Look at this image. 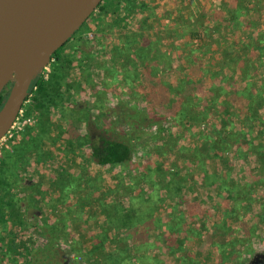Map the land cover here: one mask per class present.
<instances>
[{"label":"trees","instance_id":"1","mask_svg":"<svg viewBox=\"0 0 264 264\" xmlns=\"http://www.w3.org/2000/svg\"><path fill=\"white\" fill-rule=\"evenodd\" d=\"M243 2L244 0H237L234 9L230 8L226 11L220 9L219 16L225 18V22L232 21L244 8ZM101 3L98 7L102 12L117 11V6V8L115 6L107 8L101 6ZM197 11L199 9L191 11L189 20L194 17L199 21L201 16H205L202 14L198 17ZM223 12H225L224 17ZM125 17L116 18L109 24L111 26L120 25ZM184 31L186 32V29ZM124 32L122 42L114 51L126 56L123 67L127 66L126 62L129 61L131 52H133L134 59L136 57V61L143 66L142 80H145L144 83L151 90L149 92L141 86L142 95L146 99L149 98L146 101L149 108L146 111L149 114L145 110L139 111L135 108V114L127 116L124 123L120 122L119 125L117 124L120 117L117 114H114L117 118L114 123L108 121L107 124L103 120V123L99 125L93 119V123H86L85 132L81 131L83 121L81 117L78 118L80 121L75 119L76 124L73 123L72 116L68 118L73 110L78 112L79 108L72 109L67 106L64 103L66 96L74 88L81 89V83L66 81L74 59L70 55H63L61 50L74 37V33L66 44L52 54L51 57L54 60L51 63L48 79L45 80L38 75L31 83L29 88L31 95L29 103L25 106V115L36 117L35 126H27L23 131L21 142L2 152L0 223H4L6 217H9L16 230L23 226L24 221L20 218L22 201L17 187L18 182L10 178L13 170L16 169L20 154L24 151L37 150L40 155L38 144L43 136L48 137L51 107H57L62 115L67 116L64 122L67 126H63V129L59 126L56 137L59 136L70 148L65 150L66 155L73 154L77 148L87 146L90 159L98 166L110 168L120 166L126 169L130 174L128 180L132 181L127 190L136 189L126 201L115 200L110 204L100 202L104 214L101 230L90 244V248L86 250L82 244L73 239L70 248L73 256L72 264H203L196 260V255L204 252L211 254L210 260L204 264H248L251 256L257 253L254 246L257 244L263 248L262 244H264V234L261 230L259 231V226H264V188L261 191L257 190L259 183L264 186V122L260 115L264 108V81L257 88H249L252 85L250 79L255 74L252 65L254 57H256L255 62L264 61V33H259V38L250 40L249 43L238 42V47L239 44L242 46L239 49L245 55L231 58L237 63L242 78L249 79L245 89L236 90L230 76L220 77L232 50L238 48H234L236 43L232 42L225 47L215 41L213 45L221 53V58H225L217 63L219 69L215 71L205 69L203 57L194 59L188 57V63L193 65L190 69L191 75L186 74L181 78L176 92L170 97L171 99H166L164 102L162 92L159 91V73L166 55L161 54L156 43L147 39H142V42L133 48L138 33L131 30ZM201 46L203 54L210 52L211 43ZM253 49L258 52L257 56H251ZM80 62L79 65H81ZM132 62L134 63L133 59ZM250 67L253 68L252 73L249 71ZM126 70L129 72L128 69ZM89 78L90 73L87 70L84 79L91 84ZM208 84L209 87L206 89L205 86ZM91 88H94L92 84ZM218 91L219 93L216 94ZM4 98L3 90L0 93V106ZM237 100H240V105L244 103L243 105L246 106L247 114L242 117L239 116L240 110H236L241 108L236 105ZM233 114H236L242 126L239 129L235 128L237 130L233 129L235 124L231 117ZM137 117L140 118L139 122L149 121L147 124L149 126L162 123L163 118H171L177 127L185 131L195 125L200 127L208 121L210 123L213 120L220 122L219 126L212 124L213 128L208 134L202 132L201 144L188 157L190 162L200 164L202 173L204 187L195 199H190L183 193V184L178 183L172 171L163 169L162 161L158 158L154 161V166L150 165L152 158H149L136 168L132 140L116 131L110 136L105 135L104 132L116 130V127L119 129L125 126L135 128L139 122L136 124L130 120L131 118L137 119ZM83 119L87 122L88 118L84 115ZM161 129L159 127L158 131ZM168 140H173L172 135H169ZM254 155L262 162L260 164L263 167L262 175L253 176L250 181H237L232 175L233 159L240 160ZM205 160L213 162L218 160L224 165L209 172ZM120 175L118 174L117 178ZM87 179L89 178L80 177L79 184H83V189L85 187L94 189V183ZM120 181L122 180L118 182ZM58 183L60 193L56 204L61 205V202L65 200L62 196L63 189L65 190L70 184L73 187L76 182L62 179ZM82 188L80 187L81 191ZM162 190L165 192V197L161 195ZM259 191L261 193H258ZM167 198L171 199L169 204H165ZM210 202V206L207 207ZM255 203H257V209L253 211ZM161 206L164 209L160 211ZM214 207L219 209V214L215 221L209 223L207 221L213 216L212 208ZM6 209H8L7 213H5ZM35 209L37 208L34 204L25 206V211L30 212ZM69 209L68 205L64 218L70 217ZM246 216L248 217L245 218ZM46 228L48 226H44V229ZM109 228H112L115 233L111 235L108 232ZM155 231L157 233H154ZM52 236L51 240L54 236L59 239L69 235L65 234L63 228H58ZM192 242L194 243L193 248L191 247ZM52 245L54 247L53 243L49 247L51 254H58V247L53 249ZM31 257H34V253H31ZM23 264H34V262L29 260ZM256 264H264V262Z\"/></svg>","mask_w":264,"mask_h":264},{"label":"rangeland","instance_id":"2","mask_svg":"<svg viewBox=\"0 0 264 264\" xmlns=\"http://www.w3.org/2000/svg\"><path fill=\"white\" fill-rule=\"evenodd\" d=\"M235 4H237V0H103L101 6L107 8L117 6V11L102 12L97 7L61 50L63 55H70L74 59L66 81L81 83V89L74 88L66 96L64 103L67 106L72 109L79 108L78 112L73 110L68 118L72 116V121L76 124L75 119L81 117L83 120L81 131L85 132L86 123H93V119L99 125L103 123V120L106 123L108 121L114 123L117 120L114 114H117L120 117L117 124L119 125L120 122L124 123L127 116L135 114V108H138L139 111L149 110L146 104L149 98L146 99L142 95L141 89L143 86L151 92L144 83L145 80H142L144 77L142 74L143 66L136 61V57L134 59L133 52H131L129 61L126 62L127 66L123 67L126 56L114 51L122 42L125 36L124 31L131 30L138 33L133 48L137 47L142 39H147L156 43L161 54L166 55L159 73V91L162 92L164 102L166 99H171L170 97L176 92L179 80L186 74L191 75L190 69L193 65L188 63L189 58L203 57L205 69L218 70L217 63L220 59L225 58H221V53L213 45L215 41L225 47L235 42V48L238 47V42L242 41L241 44L243 42L249 43L250 40L259 38V33H264V0H244V8H242L241 13L238 12V16L232 21L225 22V18L219 16V10L234 9ZM197 9H199L197 11L198 17L202 14L205 16H201L199 21L194 17L189 20L191 11ZM224 15L225 12H223V17ZM121 17L125 18L120 25L111 26L109 24L114 19ZM207 43H211L210 52L203 54L201 45ZM241 47L239 44L237 49L232 50L230 58L227 59L228 63L223 66L220 73V77H231L236 90L245 89L244 87L249 83L248 78H242L237 63L231 60L233 56L245 55L239 49ZM257 53L253 49L251 56H257ZM255 59L256 57L252 61L255 74L250 79L252 85L249 88L251 89L257 88L264 81V61L255 62ZM52 61H50V65L46 64L48 71L43 67L39 73L45 80L48 79ZM131 62L134 64L133 68ZM252 69L250 67V73H252ZM87 70L90 73L89 80L94 88H91V84H88L84 79ZM9 87L8 85L4 89V96H7ZM208 87L209 84L205 86L206 89ZM218 93L219 91L216 92V94ZM237 101L238 104L236 105L241 108L236 110H240L239 116L242 117L247 114L246 106L243 105L244 103L240 105V100ZM28 103L29 99L23 103L22 116L15 121L7 136H3V139L0 140V165L2 164V152L21 142L24 129L36 124L37 119L34 115H25V106ZM146 113L149 114L147 111ZM84 115L88 118L87 122L83 119ZM260 115L264 122V108ZM231 117L235 123L233 129L241 128L236 114ZM28 118H33L34 122L31 124L25 122ZM66 118L67 116L62 115L57 107H51L48 137L43 136L38 144L40 155L37 150H30L24 151L18 158L16 169L13 170L10 179H15L18 182L17 187L19 195L21 194V203L25 206L34 204L37 209L21 212L20 218L25 216L23 223L25 234L19 237L18 245L15 246L17 247L16 258L14 261L10 258H2L1 264H23L29 260L34 264H72L73 256L70 248L73 239L82 244L86 250L90 248V244L97 238L96 235L101 230L104 214L100 202L110 204L115 200L126 201L129 195L136 191V189L127 190L132 181L128 180L130 174L126 169H122L120 166L112 168L98 166L90 159L87 146L77 148L73 154L66 155L65 150L70 148L59 136L56 138L59 132L58 127L61 126L63 129V126H67L64 123ZM138 119L140 118H131L130 121L137 124L140 121ZM163 119L162 123L153 126L147 125L149 121H146L145 123L139 122L138 126L135 124V128L125 126L123 129H119L116 127V130L104 133L106 136H110L116 131L132 140L136 168L149 158H152L150 165L154 166V161L158 158L159 161H162L163 169L172 171L178 183L183 184V193L190 199H195L204 187L202 173L200 164L190 162L188 157L201 144L202 132L208 134L213 128L212 124L219 126L220 122L213 120V123H210L208 121L200 127L195 125L190 130L185 131L177 127L171 118ZM78 120L80 121V119ZM159 127L162 128L160 131H158ZM169 135H172L173 140H168ZM205 162L209 172L224 165L218 160L217 162L205 160ZM261 163L255 155L240 160L233 159L232 175L240 182L250 181L253 176L260 177L263 169L260 166ZM118 174L121 175L117 178ZM80 177L89 178L87 180L94 183V189L90 187L83 189V184H79ZM62 179L76 182V185L73 184L72 187L70 184L65 190L63 189L62 196L65 197V200L61 202V205H57V198L60 193L58 182ZM119 180L122 181L118 182ZM80 187L83 189L82 191ZM263 188V184L259 183L257 190L260 189L261 191ZM260 191L258 193H261ZM161 195L165 197L163 190ZM170 201L171 199H165V204H169ZM210 204L211 202L207 207ZM256 204L253 206V211L257 209ZM68 205L70 206V217L64 218V212L67 211ZM163 209L164 207L161 206L159 210ZM212 209L213 216L208 219L207 222L209 223L215 221L219 214L217 207ZM7 212L8 209L5 210V213ZM63 223H65L64 226ZM3 224L8 229L14 227L9 217H6ZM44 226H48V228L44 229ZM58 228H63L65 234L69 236L59 239L54 236L55 240H51V236L57 232ZM260 230L264 234V226L260 225ZM108 232L111 235L115 233L112 228H109ZM52 243L58 247V254H51L49 247ZM193 245L192 242V248ZM260 246L257 244L254 246L257 253L251 256L248 264L264 262V244H262L263 248ZM52 248L54 249L53 245ZM37 251L39 252L37 253ZM31 253H34V257H31ZM210 258V252L196 255V260L203 264L208 262Z\"/></svg>","mask_w":264,"mask_h":264},{"label":"water","instance_id":"3","mask_svg":"<svg viewBox=\"0 0 264 264\" xmlns=\"http://www.w3.org/2000/svg\"><path fill=\"white\" fill-rule=\"evenodd\" d=\"M102 0H0V139L9 131L32 81Z\"/></svg>","mask_w":264,"mask_h":264},{"label":"flooded vegetation","instance_id":"4","mask_svg":"<svg viewBox=\"0 0 264 264\" xmlns=\"http://www.w3.org/2000/svg\"><path fill=\"white\" fill-rule=\"evenodd\" d=\"M22 204L21 212H25V205ZM25 214V213H24ZM23 221L25 216H23ZM25 234L24 225L20 226L17 230L12 228L8 229L4 227L3 222L0 223V260L2 258H10V260L14 261L16 258V245H18V239L21 235ZM6 243H5V242ZM56 248V244L54 245Z\"/></svg>","mask_w":264,"mask_h":264},{"label":"built area","instance_id":"5","mask_svg":"<svg viewBox=\"0 0 264 264\" xmlns=\"http://www.w3.org/2000/svg\"><path fill=\"white\" fill-rule=\"evenodd\" d=\"M52 60H53V58L51 57V58H50V61H52ZM50 61H49V63H48L49 65H50ZM44 69L48 71V70H49V69H48V65H47V66H44ZM30 95H31V94L29 93L28 96H27V98L25 99L24 102L28 101ZM20 116H22V108L19 110V113H18V115H17L15 121H17V120L19 119ZM15 121L13 122V124H15ZM26 121L29 122V123L31 124V123L34 122V119H33V118H28L27 120H25V122H26ZM13 124H12V126L10 127L9 131L4 135V137L7 136V134L10 132V130L13 128ZM9 136H11V135L9 134ZM2 139H3V137H2L0 140H2Z\"/></svg>","mask_w":264,"mask_h":264}]
</instances>
